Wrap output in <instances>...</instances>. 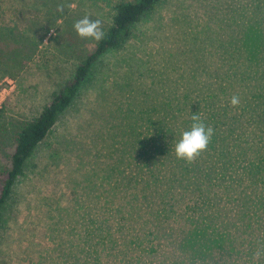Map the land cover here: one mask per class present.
I'll return each instance as SVG.
<instances>
[{
    "label": "rangeland",
    "instance_id": "obj_1",
    "mask_svg": "<svg viewBox=\"0 0 264 264\" xmlns=\"http://www.w3.org/2000/svg\"><path fill=\"white\" fill-rule=\"evenodd\" d=\"M119 1L0 0V181L17 133L97 43L79 38L74 22L87 15L100 19L105 31ZM130 33L120 49L94 63L71 105L26 160L0 212V264H59L70 245L89 243L94 225L100 244L104 236L97 256L118 254L122 264L141 261L148 232L161 246L151 264H264V256L253 259L264 241V190L251 192L237 182L264 188V170L247 173L261 159L256 151L264 150L259 139L248 138L249 124L236 123L220 135L230 149L224 164L214 166V179L234 182L231 192L185 193L181 176L171 181L177 194L142 197L143 211L134 185L147 176L138 168L168 169L153 134L164 133V117L181 120L186 114L181 85H195L201 70L234 68L240 65L235 59L255 56L251 51L264 38V0H161ZM199 99L193 94L191 105ZM199 113L203 120L204 110ZM191 163L194 176L203 163Z\"/></svg>",
    "mask_w": 264,
    "mask_h": 264
},
{
    "label": "trees",
    "instance_id": "obj_2",
    "mask_svg": "<svg viewBox=\"0 0 264 264\" xmlns=\"http://www.w3.org/2000/svg\"><path fill=\"white\" fill-rule=\"evenodd\" d=\"M159 1L161 0H122L113 5L109 13L110 22L109 27L105 30L106 35L104 39L95 44L93 50L78 63L72 77L59 90L51 93L49 101L42 106L38 114L26 122L17 133L14 147L10 154L8 168L5 171L3 179L0 181V212L12 192L16 179L22 174L26 160L54 127L59 117L71 105L79 89L88 79L94 63L109 51L120 49L124 41L129 38L132 26L140 21ZM251 52L255 55L253 58L248 59L241 56L235 59L240 65L234 66V68L233 66H228L213 70H201L198 73L199 82H195L194 85L193 81H189L181 85V90L184 93V102L181 103V107L184 108V112L186 113L181 116V120H178V117L173 114L168 119H165V117L162 119V122L164 121L165 123L161 124L156 121V123L166 127L164 133H159L158 130L159 136L156 132L153 135L155 136V142H158L165 149V151L162 150L163 160H166L165 157L167 155L166 162H168V169L163 171L162 169H158L157 166L152 165L150 168L148 166L147 170L138 168L147 173V176L134 182L135 188L140 194L136 198L141 199L143 211H147L148 209H145L147 202H144L142 197L162 195L159 194L160 192H163V194L168 192L177 194L179 191L175 186L171 185V181L179 182L181 176L185 181L183 182V192L185 193H191L194 190L221 193L231 192L235 188L234 182L224 185L221 178L214 179L216 173L213 168L219 161L223 162L225 157L229 155L230 147L221 145L219 141L220 135L231 133L236 123L249 124L251 129L249 133H251L252 137L249 135L250 137L248 138H253V140L259 139L257 140L258 144L264 145V126L263 134L258 130L260 128L259 123L264 124V88L259 84L260 81L264 82V38L260 42H256ZM232 59L234 60V57ZM177 94L178 92H174L170 96H176ZM193 94H197L200 97L196 102V107L191 105L190 99ZM233 95L238 96L240 99L239 105L235 107L230 105V98ZM175 104L173 103V105ZM3 107L0 109V117L3 114ZM195 108L198 110L195 111ZM200 109L204 110L203 123L206 127L211 126L214 134L207 149L193 161L197 164L202 162L203 165L192 176L189 174L193 163L177 159L174 146L180 139L182 131L190 129L192 114L197 113L200 115ZM154 125H156L155 122ZM240 131L239 133H244L243 129ZM161 135L162 137H160ZM248 138L240 140L242 146L247 144ZM256 152L262 156L260 160H257V163L251 162L248 165L247 173L249 176H256L261 170H264V150ZM244 153L245 150H243ZM205 162L211 164L206 165ZM155 164L158 165V163ZM174 165L180 167V170L175 171L173 169ZM187 165H190L189 173L188 177H184L182 174ZM138 172L141 173V171ZM178 172H181V175H177ZM237 182L239 187H247L251 192H255L257 189L264 190L263 187H257L256 183L252 180L245 181L237 178ZM201 186H203L202 189H200ZM121 196L124 197L123 195ZM261 201L264 203V198ZM255 208V212H258L256 206ZM94 226L92 235L89 233V243L70 245V251L65 250L66 253L64 252L63 254L65 255L64 259L59 261V264H122V261L117 258L118 254L107 256V261L105 257L100 258L97 256L98 246L102 245L103 247L104 245V236L103 242L100 244V236L97 227ZM217 226L219 228H228L222 224ZM88 232L89 230L87 229ZM144 235L146 237V244L142 248V252L145 256L141 258L139 263L133 262L134 264H151V262L155 261L153 257L161 252L160 243L153 241L158 240L154 237V234L148 232ZM134 243L135 239L128 242L126 248ZM146 249L147 251H145ZM80 258L84 260L81 261ZM56 264H58V261Z\"/></svg>",
    "mask_w": 264,
    "mask_h": 264
},
{
    "label": "clouds",
    "instance_id": "obj_3",
    "mask_svg": "<svg viewBox=\"0 0 264 264\" xmlns=\"http://www.w3.org/2000/svg\"><path fill=\"white\" fill-rule=\"evenodd\" d=\"M57 11H63V5H59ZM73 30L79 38L92 40L97 43L103 40L106 35L102 27V21L100 19L92 20L87 15L74 22ZM239 103L240 99L238 96L233 95L230 98L231 106H238ZM191 120L190 129L182 131L180 139L174 146L176 158L188 163L193 162L207 149L214 134L213 128L211 126L206 127L201 116L197 113L192 114ZM261 256H264V245L256 249L253 254V259L258 261Z\"/></svg>",
    "mask_w": 264,
    "mask_h": 264
}]
</instances>
